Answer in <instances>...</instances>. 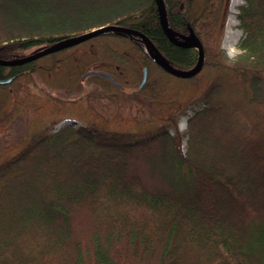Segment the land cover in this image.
<instances>
[{
  "label": "trees",
  "instance_id": "16d2710c",
  "mask_svg": "<svg viewBox=\"0 0 264 264\" xmlns=\"http://www.w3.org/2000/svg\"><path fill=\"white\" fill-rule=\"evenodd\" d=\"M164 1L176 42L156 0H0L1 61L118 25L143 33L180 70L199 59L182 38L193 30L204 50L194 78L212 74L191 101L199 108L184 132L177 127L181 110L168 108L161 124L136 132L97 122L44 128L2 159L0 264H264V0L239 6L244 55L233 63L221 47L224 0L202 7ZM111 37L137 55L147 77L151 63L170 74L145 40L112 31L23 64L0 63V80L12 79L0 85L12 97L0 134L20 114L42 116L66 104L37 91L36 75L63 66L85 75L94 64L105 69L103 61L126 63L113 46L96 45ZM89 80L115 108L139 101L120 83ZM143 86L154 88L148 80ZM151 96L159 99L155 90Z\"/></svg>",
  "mask_w": 264,
  "mask_h": 264
},
{
  "label": "rangeland",
  "instance_id": "374dc122",
  "mask_svg": "<svg viewBox=\"0 0 264 264\" xmlns=\"http://www.w3.org/2000/svg\"><path fill=\"white\" fill-rule=\"evenodd\" d=\"M230 2L231 0H228L221 47L230 62L233 63L241 58L244 52L240 49L243 32L239 27L238 12L236 14L230 12ZM105 43L113 46L122 56H125L126 63L112 66L103 61L100 65L105 69H101L99 64H94L88 70H108L114 79L122 85L123 90L139 101L122 108H115L106 101V95L100 86L89 80V77L83 79L84 74L80 71L65 66L62 69L58 68L48 72L44 76L36 75L37 91L46 92L59 100L66 101V104H55L53 110L42 116H34L31 112L16 116L6 129V134H0V161L18 152L30 136L44 128L53 132L65 125L78 126L97 122L105 124L111 129L136 132L145 130L151 125L161 124L160 117H163V111L174 108L176 111L181 110L177 120L178 129L181 132L186 130L188 118L192 116L194 110L199 108L191 101L212 74L205 71L195 78L194 76L179 78L167 74L151 63L147 80L152 85L154 84V88L146 89L144 86H140L143 80L144 66L138 60L137 55L132 54L121 40L111 37L96 41L97 46H102ZM40 50L34 48L29 50L28 54H35ZM147 52L161 64V59L155 56L151 49H147ZM106 55L111 56L110 54ZM153 90L159 94V99H154L151 96ZM90 97L95 98V101H90ZM0 108V115L12 108V97L7 90L0 89ZM150 113L154 116L151 117ZM183 123L185 127L181 128ZM185 146L186 137L182 140V147L185 148Z\"/></svg>",
  "mask_w": 264,
  "mask_h": 264
},
{
  "label": "water",
  "instance_id": "95a60500",
  "mask_svg": "<svg viewBox=\"0 0 264 264\" xmlns=\"http://www.w3.org/2000/svg\"><path fill=\"white\" fill-rule=\"evenodd\" d=\"M188 1V0H187ZM159 11H160V17H161V23L166 31V33L168 34V36L170 37V39L173 42H176V40L174 39L173 35H172V31L170 29V27L167 25L166 21H165V1L164 0H156ZM108 31H112V32H117V33H121L124 35H135L136 37H140L143 40H145V42L151 47V49L156 53V55L158 56V58L161 59V66L164 68L165 71L169 72L170 74L179 77V78H191L193 76H195L203 67V60H204V50L202 47L201 42L199 41L198 37L196 36V34L194 33L193 30H190L189 35L187 36H182V38L184 40H191V42L193 43V47L197 48L199 51V59L197 64L192 67L189 70H180V69H176L172 66H170L166 59L156 50V47L154 46V44L150 41L149 38H147L143 33L138 32V31H134L132 29H128L125 27H121L118 25H107V26H103L94 30H91L89 32H86L84 34H80V35H74L71 37H68L62 41H60L56 46L50 47L48 49L42 50L38 53L32 54L24 59L21 60H17V61H1L0 63L2 64H7V65H18V64H23L26 62H29L31 60L43 57L45 55H48L56 50H60V49H65V48H69V47H73L75 45H79L84 43L85 41L93 38L94 36L103 33V32H108ZM147 68H144L143 71V80L140 86H143V84L146 82L147 80ZM90 76H100V77H104L108 80H110L111 82H113L116 86L121 87L120 84L108 73L103 72V71H96V70H92L87 72L84 76L83 79H86ZM12 79H3L0 80V85H6L11 83Z\"/></svg>",
  "mask_w": 264,
  "mask_h": 264
},
{
  "label": "bare ground",
  "instance_id": "6f19581e",
  "mask_svg": "<svg viewBox=\"0 0 264 264\" xmlns=\"http://www.w3.org/2000/svg\"><path fill=\"white\" fill-rule=\"evenodd\" d=\"M243 3V0H231V2H230V12L232 13V14H236L238 11H237V8H238V6L240 5V4H242ZM185 127V124L183 123L182 125H181V128H184Z\"/></svg>",
  "mask_w": 264,
  "mask_h": 264
},
{
  "label": "flooded vegetation",
  "instance_id": "af4514ba",
  "mask_svg": "<svg viewBox=\"0 0 264 264\" xmlns=\"http://www.w3.org/2000/svg\"><path fill=\"white\" fill-rule=\"evenodd\" d=\"M188 1H195V4L197 3V5L199 7H202V6L205 5V3L209 2V0H188ZM210 2H211V6H214L215 5V0L214 1H210ZM224 2H225V6L227 8L228 0H224ZM143 71H144V69H143Z\"/></svg>",
  "mask_w": 264,
  "mask_h": 264
}]
</instances>
